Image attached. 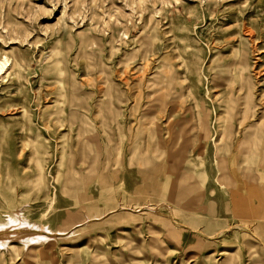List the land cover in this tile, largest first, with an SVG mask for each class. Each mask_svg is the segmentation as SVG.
I'll use <instances>...</instances> for the list:
<instances>
[{
    "label": "rangeland",
    "instance_id": "obj_1",
    "mask_svg": "<svg viewBox=\"0 0 264 264\" xmlns=\"http://www.w3.org/2000/svg\"><path fill=\"white\" fill-rule=\"evenodd\" d=\"M5 59L0 264H264V0H0Z\"/></svg>",
    "mask_w": 264,
    "mask_h": 264
},
{
    "label": "bare ground",
    "instance_id": "obj_2",
    "mask_svg": "<svg viewBox=\"0 0 264 264\" xmlns=\"http://www.w3.org/2000/svg\"><path fill=\"white\" fill-rule=\"evenodd\" d=\"M9 61L7 59H5V61H2V63L0 64V72H3L4 70L7 69ZM250 94V93H249ZM245 105V104H244ZM248 105V104H247ZM246 114H248V112H245ZM246 114H244V118L246 117ZM254 115V114H253ZM254 117V116H253ZM264 118V113H262V115H260V119ZM254 119V118H253ZM262 129H264V126H262Z\"/></svg>",
    "mask_w": 264,
    "mask_h": 264
}]
</instances>
